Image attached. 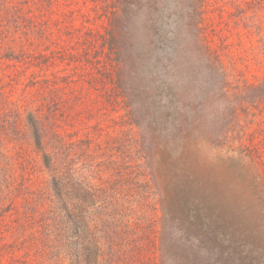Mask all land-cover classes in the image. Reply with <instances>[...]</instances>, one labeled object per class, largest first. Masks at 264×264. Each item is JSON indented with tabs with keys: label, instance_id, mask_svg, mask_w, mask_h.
Segmentation results:
<instances>
[{
	"label": "rangeland",
	"instance_id": "374dc122",
	"mask_svg": "<svg viewBox=\"0 0 264 264\" xmlns=\"http://www.w3.org/2000/svg\"><path fill=\"white\" fill-rule=\"evenodd\" d=\"M151 17L165 35L145 62L153 76H165L161 62L175 53L197 57L183 63L177 95L164 92L158 102L169 105L162 109L169 124L186 118L187 129L183 136L171 127L159 132L152 113L130 120L124 110L102 121L101 139L111 141L125 174H89L107 189L98 202L107 205L99 232L115 231L114 258L102 254L96 263L264 264V0H165ZM19 148H5L14 154L15 196L0 191V212L15 201L31 218L30 236L38 233V191L48 186V171L35 146H25L23 162ZM93 209L88 217L96 218ZM13 241L0 240V264H69L64 252L42 258L35 240L15 248Z\"/></svg>",
	"mask_w": 264,
	"mask_h": 264
},
{
	"label": "trees",
	"instance_id": "16d2710c",
	"mask_svg": "<svg viewBox=\"0 0 264 264\" xmlns=\"http://www.w3.org/2000/svg\"><path fill=\"white\" fill-rule=\"evenodd\" d=\"M163 1L0 0V191L15 196L14 154L7 146H20L21 162L27 160L25 146H35L48 171V186L38 191V233L25 235L31 218L11 200L0 212V240L14 237L13 248L35 240L42 258L64 252L69 264H95L102 254L114 258L115 231L102 235L98 225L107 207L98 202L107 189L92 184L89 174L108 169L111 179V170L120 177L125 172L116 149L107 146L111 141L101 139L102 121L124 110L130 120L152 113L159 132L171 127L183 136L187 129L186 118L169 124L162 110L169 105L158 102L164 92L177 95L173 86L181 85L186 63L197 57L186 52L175 53L168 64L159 59L161 78L145 68L154 47L165 43L151 17ZM45 194L53 205H45ZM93 206L98 218L88 217ZM11 210L15 216L6 219Z\"/></svg>",
	"mask_w": 264,
	"mask_h": 264
}]
</instances>
